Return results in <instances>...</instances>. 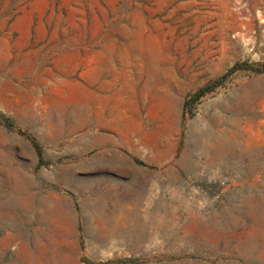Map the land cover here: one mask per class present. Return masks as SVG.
Listing matches in <instances>:
<instances>
[{"label":"rangeland","instance_id":"rangeland-1","mask_svg":"<svg viewBox=\"0 0 264 264\" xmlns=\"http://www.w3.org/2000/svg\"><path fill=\"white\" fill-rule=\"evenodd\" d=\"M0 264H264V0H0Z\"/></svg>","mask_w":264,"mask_h":264},{"label":"crops","instance_id":"crops-1","mask_svg":"<svg viewBox=\"0 0 264 264\" xmlns=\"http://www.w3.org/2000/svg\"><path fill=\"white\" fill-rule=\"evenodd\" d=\"M104 120H105V118L101 122V125H105ZM101 140H102L104 145H108V146L111 145V140L108 137H103V138H101Z\"/></svg>","mask_w":264,"mask_h":264},{"label":"bare ground","instance_id":"bare-ground-1","mask_svg":"<svg viewBox=\"0 0 264 264\" xmlns=\"http://www.w3.org/2000/svg\"><path fill=\"white\" fill-rule=\"evenodd\" d=\"M199 135V134H198ZM209 136L208 132H203L200 139L197 140V142H202L203 140H205L207 137ZM30 212V211H29ZM9 218V217H8Z\"/></svg>","mask_w":264,"mask_h":264},{"label":"trees","instance_id":"trees-1","mask_svg":"<svg viewBox=\"0 0 264 264\" xmlns=\"http://www.w3.org/2000/svg\"><path fill=\"white\" fill-rule=\"evenodd\" d=\"M235 69H237V68H233L231 71H234ZM209 89H210V88H209ZM36 149H37V152H38V151H39L38 148H36Z\"/></svg>","mask_w":264,"mask_h":264}]
</instances>
